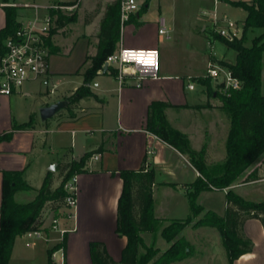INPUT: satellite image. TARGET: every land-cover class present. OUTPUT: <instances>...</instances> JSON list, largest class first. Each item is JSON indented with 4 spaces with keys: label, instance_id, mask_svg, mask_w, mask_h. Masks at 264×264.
<instances>
[{
    "label": "crops",
    "instance_id": "obj_1",
    "mask_svg": "<svg viewBox=\"0 0 264 264\" xmlns=\"http://www.w3.org/2000/svg\"><path fill=\"white\" fill-rule=\"evenodd\" d=\"M84 1H77L79 4L77 20L61 27L57 24L53 33L51 46L56 52L50 55V67L54 81L57 83L56 100H48L50 97L47 95V89L36 82L27 83L26 86L35 84L40 87L39 89L30 90L23 86L11 96L0 94V135L11 131V124L14 120L19 124H24L31 117L37 119L33 128L15 131L11 140L0 143V205L3 196L4 172H21L22 179L31 186L32 189H20L15 194V201L25 204L36 198L37 190L41 188L48 173L53 174L52 188L56 189L65 174V172L61 173L63 165L79 161L86 153L100 148L102 150L96 154H100L101 158L100 160L93 159L94 154L88 160L85 171L79 174L76 216H72L71 212L66 211L64 207L56 210L51 203H47L39 227L43 225L47 227L43 231V236L35 237L28 233L18 236L14 242L9 264L54 263L51 252L60 244V234L48 227L53 216L59 218L60 228L70 230L65 235L64 264H93L90 244L94 241L103 242L110 256L120 263L128 243L125 236L117 233L118 204L124 184L120 174L122 171H137L144 163L148 169L155 172L153 184L155 218L167 222L186 219L191 215L188 192L191 191L192 184L201 177V174L191 164L189 157L181 154L146 129L149 106L155 101L171 105L165 111L167 120L172 128L188 136L191 150L199 152L207 144L208 167L222 164L227 156L226 141L230 122L220 108V101L215 95L212 99L209 98L206 85L200 82L196 84L195 90L187 89L188 76L202 77L206 73L204 75L181 73L177 66L169 68L165 65L158 79H148L139 86L138 81L133 78H128L120 84L117 76L100 71L99 75L88 85L94 97L79 100L71 110L67 107L52 119L45 122L41 120L40 109L42 107L61 100H68V97L59 99L58 95L68 91L73 94L85 84L82 70L86 66L87 57L95 56L98 51V36L102 20L107 7L116 0H89L91 5H87V1ZM150 1L147 0L148 8L140 16L138 13L134 14L137 15L136 21H133L134 15H132L129 21L122 25L121 42L117 50L121 46L158 49L159 44L167 43L165 40L167 37L159 34L160 21H165L161 11L156 19L157 27L154 28L151 39L144 36L146 35L144 30L151 24L144 15L149 10ZM213 1L215 7V0ZM219 1V9L221 4L234 7L227 1ZM3 3L49 5L76 2L75 0L55 2L25 0L22 3L16 0H0V31L6 25V12L1 6ZM17 11L18 20L34 15L33 10L18 9ZM203 22L202 32L207 25L205 19ZM206 38L208 39L207 36ZM220 42L222 41L210 42L209 40L212 55L208 62L214 57L218 64L221 61L234 63L235 61L216 58V45ZM212 85L214 87V83ZM23 96L34 97V103L31 104L28 112L19 115L16 109V99ZM206 104L212 107L204 108ZM187 112L192 113L194 119H186L184 113ZM194 142L197 144L195 145ZM53 150L56 151V158L53 156ZM36 162L42 169L38 176V185L33 181L32 172V167ZM158 186L166 189L163 203L165 209L160 208L157 203L155 193ZM247 186V184L244 185L242 192H245ZM231 189L244 198L242 192L239 191L240 186H232ZM217 194H222L223 198H213L208 204L216 206V203L220 202L221 211H214L211 207L207 209L202 205V200L208 195ZM212 197L209 199L211 200ZM197 202L206 211H213L224 217L227 211V191L213 189L202 192ZM181 209L184 214L182 217L178 215ZM162 224L155 233L141 234L146 246L155 247L160 254L170 248V243L166 240L165 251L156 247L155 239L159 235L162 236ZM205 228L209 227L199 229L188 227L182 232L188 233L183 237L190 242L194 251L183 261L173 264L189 263L188 261L197 255V245L190 240V237L192 238L200 231L205 232ZM243 232L252 241L253 249L236 260L234 264H264V226L262 222L257 219L246 221ZM215 233L217 232H206L205 235L208 238H215L217 235ZM222 245L223 243L221 247ZM219 252L223 253L224 264H230L224 245L223 249L219 248ZM143 253L145 249L140 248L139 254ZM57 261L61 264V253L57 254Z\"/></svg>",
    "mask_w": 264,
    "mask_h": 264
},
{
    "label": "trees",
    "instance_id": "obj_2",
    "mask_svg": "<svg viewBox=\"0 0 264 264\" xmlns=\"http://www.w3.org/2000/svg\"><path fill=\"white\" fill-rule=\"evenodd\" d=\"M7 1V0H6ZM227 1L234 7L246 10L244 32L241 39L227 41L217 38L236 52L234 63L219 62L231 70L242 86L239 90L225 95L213 87L212 80L200 79L206 85L209 96H214L221 103V110L226 114L230 129L226 141L227 156L225 161L211 171L207 165V144L199 152L190 149L188 136L172 128L167 120L166 109L171 105L155 101L149 106L146 129L159 137L181 154L190 158L191 164L200 172L201 177L192 184L188 192L191 215L182 220H169L171 224L161 230L163 238L170 243V248L164 253L155 247H148L141 236L144 232L155 233L160 224L166 220H158L154 216L153 184L155 172L148 169L145 163L137 171H122L123 190L118 204L117 233L125 236L127 246L122 254V261L117 263L108 253L103 242L94 241L90 244L93 264H173L189 257L194 248L183 236L182 232L191 225L194 229L201 227L216 228L221 236L230 264H234L243 255L253 249L252 241L244 234L243 226L246 221L257 219L264 226V201L253 202L238 195L232 186L239 180L251 182L261 179L259 171L264 167V0ZM148 8L146 2L141 13ZM6 25L0 31V60L5 54V41L18 30V11L5 7ZM76 16L59 14L58 27L75 21ZM137 15H134L136 21ZM261 29L262 34L253 40L252 46L245 45L248 30ZM55 29L52 31L54 33ZM122 23L119 0L111 3L102 20L98 51L95 56H88L82 73L85 84L79 87L73 97L68 98V109L71 110L76 102L86 97H94L89 84L103 71L109 56L113 55L121 42ZM51 53L56 50L51 46ZM215 61L214 58H212ZM105 73L117 76V71L109 68ZM79 74V72H78ZM211 108L210 104L203 106ZM34 127L33 117L24 124L15 120L12 130L0 135V143L12 139L15 131L28 130ZM102 149L86 153L79 161H73L62 166L64 173L59 187L53 189V174L48 173L41 188L37 190L36 198L25 204L15 201V194L20 189H32L23 179L21 172L3 173V196L0 205V264H9L15 239L23 234L36 231L41 225L43 210L51 203L56 210L66 206L68 195L66 184L75 174L85 171L88 160ZM213 189L227 191V211L224 217L213 211H206L197 202L199 195ZM66 238L63 246H65ZM56 246L53 251L59 249ZM140 248L145 253L139 254ZM53 251L51 253H53ZM67 264V263H65Z\"/></svg>",
    "mask_w": 264,
    "mask_h": 264
},
{
    "label": "built area",
    "instance_id": "obj_3",
    "mask_svg": "<svg viewBox=\"0 0 264 264\" xmlns=\"http://www.w3.org/2000/svg\"><path fill=\"white\" fill-rule=\"evenodd\" d=\"M147 0H119L121 11V22L124 25L130 17L138 13ZM219 0H215L214 10L210 13H202L207 25L203 32L210 42L223 38L227 41L241 39L244 27L238 21L219 10ZM2 7L15 9L33 10L34 15L30 18L18 20L20 24L16 33L9 36L5 41L6 51L0 60V94L11 96L23 88L27 83L36 82L47 89V95H55L57 83H55L51 67L50 55L53 34L57 27L59 14L69 15L75 11L78 2L70 4L53 3L49 5H39L36 3H3ZM159 34L169 38V30L165 21H160ZM211 46V45H210ZM214 58V57H213ZM106 63L109 67L117 71V78L123 84L128 78L138 81V86L148 79H158L160 77L161 64L160 52L157 48H127L121 46L113 55L109 56ZM211 79L214 87L225 95H230L231 91L239 90L241 81L236 78L230 69L221 66L213 59L208 63L206 74L202 77H187V89L195 90L199 80ZM100 154H95L93 159L100 160ZM259 180L253 181L257 182ZM243 186L248 182H242ZM233 186V187H235ZM228 191V189H224ZM68 193L64 207L66 211L76 216L78 206L79 174H75L66 184ZM50 229L60 234V247L52 253L53 264H60L57 261V254L61 253V264H64V240L65 235L70 230L62 229L59 225V218L53 216ZM45 225L36 231L28 233L30 236L42 237ZM58 246V245H57Z\"/></svg>",
    "mask_w": 264,
    "mask_h": 264
},
{
    "label": "rangeland",
    "instance_id": "obj_4",
    "mask_svg": "<svg viewBox=\"0 0 264 264\" xmlns=\"http://www.w3.org/2000/svg\"><path fill=\"white\" fill-rule=\"evenodd\" d=\"M13 1V0H9ZM18 2L24 3L25 0H16ZM42 2H55V1H70V0H37ZM78 0H75L77 2ZM87 1V5H91L89 0ZM70 5L74 3H68ZM226 9V10H224ZM78 8L69 13L68 16H76L78 14ZM214 10V1L213 0H151L150 1V7L148 12H146L145 19L149 20L151 24L144 30V35L147 39L153 36L154 28L157 27L156 19L160 13L162 12V16L166 21V28L169 30V38H166V44L163 43L159 44V52H160V64H161V71L164 69L165 65L169 66V68H174V66L178 67L181 73H187L191 75H204L206 73V69L208 66L209 57L211 54V46L209 43V40L206 38V35L204 32H202V26H203V15L202 13H210ZM220 12H226L227 15L230 17V19L238 21L241 27H244V22L247 17V12L245 9L240 7H229L226 5H220ZM78 16V15H77ZM77 19H75L76 21ZM75 21L71 22L74 23ZM134 21V20H133ZM69 24V23H68ZM67 24V25H68ZM126 30V29H125ZM263 30L261 29H255V30H248L246 33V39H245V45L248 47L252 46L253 40L258 37L260 34H262ZM138 49V48H135ZM216 58L222 59L224 61H235L236 60V52L233 49L228 48L224 43L220 42L216 45ZM223 62V61H221ZM89 66L87 64L83 68V72L85 69ZM26 88H29L30 90L33 89H39L40 87L35 84L25 85ZM43 89V88H42ZM263 94H264V72H263ZM70 93V91L65 92V94H59L58 98H70L73 97L74 94ZM209 96V94H208ZM48 100L53 101L56 100V95L49 96ZM213 96H209V98L212 99ZM34 103V97H20L16 99L17 104V110L18 114L26 113L28 112V109L30 108L31 104ZM185 118L188 120L194 119L192 113L187 112L184 113ZM21 117V116H20ZM36 117H33V122L35 125ZM13 122L11 124V127H13ZM17 122V121H16ZM194 123V120L192 121ZM209 123V122H208ZM12 130V129H11ZM196 145L197 142H194ZM53 156L56 158L57 154L56 151L53 150ZM218 165H215L214 167H209L211 171H214L215 168H218ZM33 172V181L36 185H38V176L40 175L41 166L38 162L35 163V165L32 167ZM259 176L261 179L253 184V181L247 183V187L244 186L243 189H240V193L243 195L245 199H251L255 202H262L264 201V167H262V171L259 172ZM243 180H239L237 184L235 185H243ZM246 185V184H245ZM237 190V189H236ZM166 192V189L162 186H158V189L156 191V199L157 203L160 205V208L165 206L164 193ZM183 195V194H182ZM209 196V197H208ZM206 199L202 200V205H204L207 209H213L214 211H221V203L217 202L216 206H212L210 201L212 202L213 198H223L222 194L217 195H208ZM211 196V200L209 199ZM215 196V197H214ZM181 211H178V215L181 217L184 215ZM170 222H165L162 224L161 228H164L168 225H170ZM193 224V221L188 225V227H191ZM187 227V228H188ZM185 230V229H184ZM204 231H200L199 233H196L192 238L190 237V240L194 242V244L197 245L196 252L197 255H194L192 260L188 261L189 263L186 264H224L223 258H222V252H219V248L223 249L222 239L219 234V231L215 228H205ZM217 232L215 234V238H208L205 233L206 232ZM186 232V231H185ZM182 233V236L184 234L188 233ZM204 232V233H203ZM156 247L160 248L162 251L166 250L167 243L165 239L162 236H158L155 239Z\"/></svg>",
    "mask_w": 264,
    "mask_h": 264
},
{
    "label": "water",
    "instance_id": "obj_5",
    "mask_svg": "<svg viewBox=\"0 0 264 264\" xmlns=\"http://www.w3.org/2000/svg\"><path fill=\"white\" fill-rule=\"evenodd\" d=\"M109 64L105 63L103 72H106L108 70ZM216 96V94H215ZM69 105L68 100H61L56 103H53L49 106L42 107L40 109V117L42 121H47L49 119H52L55 117L61 110L67 108Z\"/></svg>",
    "mask_w": 264,
    "mask_h": 264
}]
</instances>
